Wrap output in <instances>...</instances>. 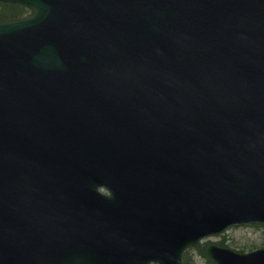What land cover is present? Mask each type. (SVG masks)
I'll return each mask as SVG.
<instances>
[{"label":"water","instance_id":"obj_1","mask_svg":"<svg viewBox=\"0 0 264 264\" xmlns=\"http://www.w3.org/2000/svg\"><path fill=\"white\" fill-rule=\"evenodd\" d=\"M12 1L36 15L0 30V264H181L264 223V0H115L100 18Z\"/></svg>","mask_w":264,"mask_h":264},{"label":"rangeland","instance_id":"obj_2","mask_svg":"<svg viewBox=\"0 0 264 264\" xmlns=\"http://www.w3.org/2000/svg\"><path fill=\"white\" fill-rule=\"evenodd\" d=\"M220 245L238 252H248L264 247V228L257 226L235 227L224 234L204 240L198 247L189 252L190 264H208L201 255L206 245Z\"/></svg>","mask_w":264,"mask_h":264},{"label":"trees","instance_id":"obj_3","mask_svg":"<svg viewBox=\"0 0 264 264\" xmlns=\"http://www.w3.org/2000/svg\"><path fill=\"white\" fill-rule=\"evenodd\" d=\"M186 261H187V258H185V263H186Z\"/></svg>","mask_w":264,"mask_h":264}]
</instances>
